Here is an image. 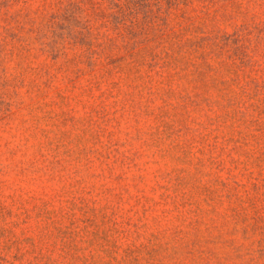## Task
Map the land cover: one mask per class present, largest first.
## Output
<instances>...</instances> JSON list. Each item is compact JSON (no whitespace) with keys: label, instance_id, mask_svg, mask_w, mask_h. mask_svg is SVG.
Returning <instances> with one entry per match:
<instances>
[{"label":"rangeland","instance_id":"rangeland-1","mask_svg":"<svg viewBox=\"0 0 264 264\" xmlns=\"http://www.w3.org/2000/svg\"><path fill=\"white\" fill-rule=\"evenodd\" d=\"M0 264H264V0H0Z\"/></svg>","mask_w":264,"mask_h":264}]
</instances>
